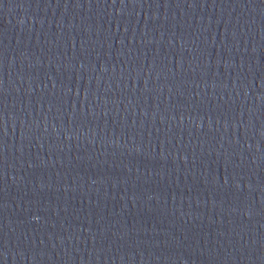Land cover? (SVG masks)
Segmentation results:
<instances>
[{"label": "water", "instance_id": "95a60500", "mask_svg": "<svg viewBox=\"0 0 264 264\" xmlns=\"http://www.w3.org/2000/svg\"><path fill=\"white\" fill-rule=\"evenodd\" d=\"M0 264H264V0H0Z\"/></svg>", "mask_w": 264, "mask_h": 264}]
</instances>
